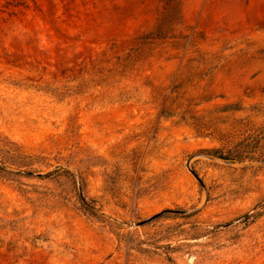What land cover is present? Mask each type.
Returning <instances> with one entry per match:
<instances>
[{"label":"rangeland","instance_id":"374dc122","mask_svg":"<svg viewBox=\"0 0 264 264\" xmlns=\"http://www.w3.org/2000/svg\"><path fill=\"white\" fill-rule=\"evenodd\" d=\"M0 264H264V0H0Z\"/></svg>","mask_w":264,"mask_h":264},{"label":"water","instance_id":"95a60500","mask_svg":"<svg viewBox=\"0 0 264 264\" xmlns=\"http://www.w3.org/2000/svg\"><path fill=\"white\" fill-rule=\"evenodd\" d=\"M152 218H153V217H152ZM148 220H150V219H148ZM148 220H145V221L140 222V223H144V222H146V221H148ZM235 223H236V221H232V222H229V223L224 224L223 227H229V226H231V225H233V224H235Z\"/></svg>","mask_w":264,"mask_h":264}]
</instances>
